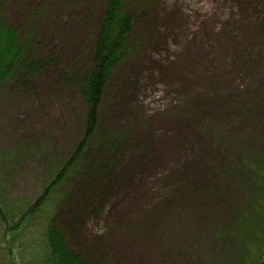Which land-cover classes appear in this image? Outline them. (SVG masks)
<instances>
[{"label":"rangeland","instance_id":"rangeland-1","mask_svg":"<svg viewBox=\"0 0 264 264\" xmlns=\"http://www.w3.org/2000/svg\"><path fill=\"white\" fill-rule=\"evenodd\" d=\"M107 1L0 0L34 63L0 86V264L41 255L45 218L17 222L82 139L83 102L65 80L88 70ZM122 2L130 52L79 170L56 189L67 242L89 264H258L264 0Z\"/></svg>","mask_w":264,"mask_h":264},{"label":"trees","instance_id":"trees-1","mask_svg":"<svg viewBox=\"0 0 264 264\" xmlns=\"http://www.w3.org/2000/svg\"><path fill=\"white\" fill-rule=\"evenodd\" d=\"M123 0H108L104 6L98 32L92 43L87 67L82 73H77L72 79H67L75 89L84 106L83 131L81 141L76 145L74 152L65 166L56 173L49 185L42 191L38 200L25 212L17 222L23 229L27 223L42 215L45 218L41 241V255L36 264H89L82 253L72 248L66 240L65 232L58 222L57 207L61 200V193L56 189L76 169L87 144L92 139L99 125L98 109L102 102L106 85L115 66L121 64L130 52V38L133 32L134 19L123 8ZM17 38L16 29L7 24L0 12V86L7 82L20 69L28 72L34 69V63ZM248 165L251 163L247 162ZM102 183L100 190L91 186L92 199L97 203L102 200ZM90 205V207H92ZM87 210V208L85 209ZM264 217H259V225ZM0 224L7 229L8 217L0 209ZM264 252V250H263ZM258 264H264L263 258Z\"/></svg>","mask_w":264,"mask_h":264}]
</instances>
